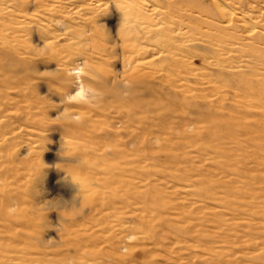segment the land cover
<instances>
[{
  "label": "rangeland",
  "instance_id": "rangeland-1",
  "mask_svg": "<svg viewBox=\"0 0 264 264\" xmlns=\"http://www.w3.org/2000/svg\"><path fill=\"white\" fill-rule=\"evenodd\" d=\"M20 1L0 0V48L33 51L35 61L30 87L21 92L12 90L9 71L0 76L12 81L0 86V204L9 203L12 215H46V236L53 238L56 215H91L75 201L85 184L82 190L95 197L92 207L100 193L114 198L103 215H142V251L135 258L143 264H264V0ZM214 4L246 16L253 33L242 23L222 24L211 12ZM171 7L182 17L174 19L182 32L167 22ZM137 27L154 33L146 35L148 53L137 71L167 77L180 100L159 102L161 130L156 139L148 136L157 157L147 153L140 211L133 201L124 207L112 197L109 188L116 186L104 174L98 177L104 182L86 185L91 174L83 162L95 161L82 155L95 147L91 128L80 126L90 121L100 137L119 128L114 106L107 111L87 103L88 87L93 82L127 94L119 80L130 73L120 37H133ZM187 28L194 29L189 43ZM155 41L181 50L189 45L192 57L171 55L178 63L169 68L148 45ZM80 82L84 98L70 99ZM65 109L79 114L75 122L62 117Z\"/></svg>",
  "mask_w": 264,
  "mask_h": 264
},
{
  "label": "bare ground",
  "instance_id": "bare-ground-1",
  "mask_svg": "<svg viewBox=\"0 0 264 264\" xmlns=\"http://www.w3.org/2000/svg\"><path fill=\"white\" fill-rule=\"evenodd\" d=\"M16 1L22 2L20 0ZM18 4H23L24 7V3ZM172 8L176 7H171L170 12L165 13L167 22L176 25L177 31L182 32L184 30L183 24L174 21L175 18L182 17L177 14L178 11ZM211 12L222 24L242 23L243 27L248 29V32L254 30L253 27L249 26V22L246 21L247 18L244 15L241 17L237 16L217 4L213 5ZM193 32L194 29L187 28V31L183 33L188 37L187 43H189L188 41L192 37ZM134 34L133 37L126 35L120 37V47L122 54L125 56L124 65L130 68V73H127L126 77L122 75V78L119 79L122 81L123 88L120 87L119 83L117 85L121 88V91L124 89L123 91L127 94H121L117 87V91H115L112 89V86L111 89L110 87L108 89L107 85H93V82L92 86L88 87L90 94L87 98V103L97 106L100 110L107 111L114 106L115 118L118 121L115 125L118 124L119 128L112 125L111 127L116 128L112 132L113 135L111 134L110 136V133H104V137H100V134L97 133V127H90L88 123L90 121L84 120L80 126L84 129L91 128V131H88L93 134L92 136L89 135L88 138L95 147L93 148L94 152L82 155L83 157H87V159L95 161L93 165L88 160L85 162L82 160L85 166L83 168L91 174L90 179L84 180L86 185L93 181L96 183H100V180L104 182L102 178H98L104 174L107 177L105 183L116 186L109 188V193L112 194V197L120 199L124 207L125 205L130 207L131 203L129 201H133L138 206L137 210L140 211L144 200V193L141 192V188L144 180L145 161L148 159L147 153H152L149 154L150 158L157 157V154H155L157 149L156 144L153 145L148 136L156 139L161 130L159 123L162 119L159 111L162 105L159 102L163 99L180 100L179 96L172 90L170 81L166 80L167 77L161 75L157 77L156 75L137 71V67L139 66L137 62L148 53V51H145V48L148 46L144 45L146 44L144 41H149V36L146 35H154V33L137 27L134 29ZM168 42L161 44V42L155 41L154 44L149 42L148 45L152 46L154 51L158 50L156 58L162 59L169 68L176 66L178 63L171 55L181 54L191 59V46L188 45L181 50L180 47ZM215 54L217 53H213V55ZM33 55V51L25 50L21 52L12 46L3 45L0 48V76H5L8 71L11 73L10 80L13 77V79H16L14 80L12 90H19L17 92H21L23 89L21 86L29 84L30 87L31 82L28 77H30L29 73L33 72V62L35 61V55ZM201 57L203 62L206 63L208 58L204 55ZM184 66L187 73L189 66ZM61 67L60 65L59 70H61V73L59 74L65 81L67 72ZM221 74L225 73L221 71ZM79 78L81 77L79 76ZM117 79L115 77V82H118ZM7 82V79L6 82L1 79L0 86ZM11 82L6 85H11ZM83 83L80 82L75 95L70 97L68 94L70 99L80 101V99L84 98V90L81 86L84 85ZM260 90L262 91L263 89ZM261 93L264 95V91ZM108 94H112L113 97L110 96L112 99H109ZM3 96L6 97V93ZM25 96H22V99H25ZM108 99L109 101L111 100L110 103H108ZM11 100L13 99L11 98ZM85 109L88 110V105ZM64 111L66 114L62 115V117L64 116V119L71 120L72 122H75L74 118L79 116V114L69 112L68 109ZM98 111L95 112L97 116L105 112L98 113ZM181 121L184 122L185 120ZM95 165H104L107 168L101 170L103 171L101 173L94 167ZM83 187H86L85 184H82L81 188L78 189L79 198L75 201L79 205L80 210H83V213H85L86 209H89L88 213L91 215H56L58 216L59 223L54 227L55 237L53 238L46 236L48 232L46 215H20L19 213L12 215L7 210L10 207L9 203L2 202L0 204V264H143L135 258L136 252L138 250L139 252L142 251L140 247H142L146 226L142 215H103L104 211L112 209V203L115 202H112L114 198L105 197L104 194L100 193L98 195L100 203L96 207H92L91 204L95 197L91 193L84 192L82 190ZM131 189L133 192H131ZM119 193H123L124 197L119 196ZM132 221H134L135 226H128Z\"/></svg>",
  "mask_w": 264,
  "mask_h": 264
}]
</instances>
